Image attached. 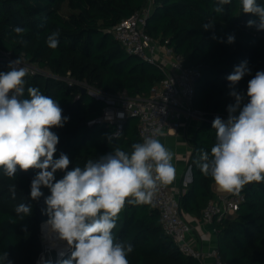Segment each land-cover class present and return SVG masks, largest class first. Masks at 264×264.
<instances>
[{"label":"trees","instance_id":"1","mask_svg":"<svg viewBox=\"0 0 264 264\" xmlns=\"http://www.w3.org/2000/svg\"><path fill=\"white\" fill-rule=\"evenodd\" d=\"M145 4L146 0H0V51L49 68L53 74L27 75L24 98H29L28 87H37L57 101L69 118L64 127L52 129L59 136L54 158L66 154L71 161L68 170L83 167L89 159L96 160L117 147L131 152L134 143L142 142L134 117L126 120L117 137L112 124L89 125L102 115L106 104L60 78L70 74L110 94L126 91L130 98L147 97L165 74L158 65L129 54L113 35L121 21L131 18ZM65 5L67 12H63ZM215 7L216 0H154L145 26L148 35L162 44L168 41L167 46L182 55L187 66L201 71L194 107L205 113V120L197 130L189 161L192 181L182 189L179 199L183 215L196 218H202L208 202L217 197L215 182L202 174L195 161L199 150L210 153L216 142L212 114L228 116L227 107L234 103L226 77L246 60L251 75L235 86L238 92L246 93L248 80L264 70V31L247 26L249 20L258 23V17L244 14L240 0L224 5L223 13L215 12ZM209 20L214 27L206 31L202 25ZM15 26L27 30L23 35L26 43L17 42L20 37L13 31ZM57 30L59 46L51 49L47 36ZM229 35L235 36L232 44L227 43ZM8 63L0 58V71H7ZM37 172L18 169L15 179H10L0 169V254L7 252L12 264H39L43 254L41 226L48 220L43 211L46 204L44 197L38 201L30 198L31 180ZM63 174L57 171L56 179ZM11 185H16L15 198ZM41 190L44 196L50 194L47 188ZM240 193L245 194V201L235 215L214 221L217 247L228 264H264V182L245 185ZM21 203L32 205L31 215L16 213ZM113 237L125 246L132 245L127 255L129 264H200L179 249L164 230L159 211L149 204L126 203ZM70 252L68 249L62 259Z\"/></svg>","mask_w":264,"mask_h":264},{"label":"clouds","instance_id":"2","mask_svg":"<svg viewBox=\"0 0 264 264\" xmlns=\"http://www.w3.org/2000/svg\"><path fill=\"white\" fill-rule=\"evenodd\" d=\"M230 3L216 0L214 11L223 13L224 5ZM240 5L244 14L258 17V23L249 20L247 26L264 31V3L240 0ZM213 27L212 20L202 25L206 31ZM13 31L20 37L18 43H26L25 28L15 26ZM59 35L57 30L47 36L49 48L59 46ZM234 42L235 36L229 35L227 43ZM7 67L0 71V169L10 179H15L18 169L38 170L31 180L30 198L44 197L46 224L71 249L70 256L57 264H129L132 245L116 242L113 229L126 203L151 204L159 187L174 181V154L157 138L165 133L154 129L143 142L134 143L131 152L117 147L96 160L89 159L83 167L68 170L71 161L66 154L54 158L59 136L52 129L64 127L69 118L57 101L37 87H28L29 98H24L28 69L19 58ZM246 75H251L246 60L227 75L234 103L227 107V119H213L216 142L210 153L199 150L195 161L202 174L233 195H239L245 185L264 182V70L248 80L246 93L238 92L235 86ZM118 116L123 118L122 113ZM57 171L64 173L58 180ZM42 188L50 194L44 196ZM15 189L16 185L10 186L13 198ZM15 211L29 216L32 205L21 203ZM0 262L12 264L7 252L0 254Z\"/></svg>","mask_w":264,"mask_h":264},{"label":"built area","instance_id":"3","mask_svg":"<svg viewBox=\"0 0 264 264\" xmlns=\"http://www.w3.org/2000/svg\"><path fill=\"white\" fill-rule=\"evenodd\" d=\"M154 0H146L145 6L136 12L131 18L121 21L113 30L114 39L117 40L129 54H134L150 63L156 64L165 74V79L156 84L147 97L130 98L126 91L118 94H110L101 89H95L87 81L79 82L68 77L60 78L69 85H78L85 88L87 93L97 100L103 101L106 106L100 117L93 119L88 124H112L115 126L114 136L117 137L123 130L124 123L129 117L138 119V129L141 140L153 134L154 129H161L175 123V118L182 115L186 120L196 119L203 122L205 113L194 107L196 96V82L201 76L198 67L187 66L185 58L174 50L162 44L159 40L145 32L147 18L153 11ZM0 58L7 62L16 60L11 52L0 51ZM21 65L28 69L27 75H37L41 71L38 65L29 63L25 58L20 59ZM26 75V76H27ZM53 76V75H50ZM90 88H94L92 91ZM122 113L123 118L118 114ZM220 116L227 119L228 116L212 114V121ZM160 139L161 137H157ZM191 175L192 170L190 167ZM190 179L184 185L188 187ZM182 191L180 192L181 195ZM245 201V194H228L220 199H212L208 202L203 212L202 219L214 223L225 217L233 216L238 211L240 204ZM157 209L161 215L164 230L172 237L179 249L200 264H228L221 256L218 247L203 250L195 247L190 240L192 226L185 219L179 199L172 192L170 185H162L149 204Z\"/></svg>","mask_w":264,"mask_h":264},{"label":"crops","instance_id":"4","mask_svg":"<svg viewBox=\"0 0 264 264\" xmlns=\"http://www.w3.org/2000/svg\"><path fill=\"white\" fill-rule=\"evenodd\" d=\"M199 126L200 121L196 119L186 120L182 115H178L175 118V123L166 127L165 135L159 139L174 154L172 163L176 168V175L174 181L169 185L178 199H180L182 189L187 188L184 184L192 179L189 161ZM213 191L217 196L215 199H220L221 196L229 194L221 191L216 184H213ZM184 217L192 226L189 237L195 247L203 250L217 247V231L214 223L196 218L193 215ZM208 262L212 264L211 259Z\"/></svg>","mask_w":264,"mask_h":264},{"label":"rangeland","instance_id":"5","mask_svg":"<svg viewBox=\"0 0 264 264\" xmlns=\"http://www.w3.org/2000/svg\"><path fill=\"white\" fill-rule=\"evenodd\" d=\"M67 10L68 9H67V7L65 5V7L63 8V12H67ZM35 65H37V64H35ZM38 74H42V75H46V76L53 75L49 68L41 69V71H39ZM67 77H68V75H67ZM94 88L98 89L96 87H94ZM94 88H90V90L94 91L95 90ZM229 217H231V216H229ZM41 239H42V247H43V254H42L41 259H40V263L41 264H44L45 261H51L52 264H55L58 260L62 259V258L59 257L58 250H55V249L49 250V249H47L46 239H45L44 234H43L42 231H41Z\"/></svg>","mask_w":264,"mask_h":264},{"label":"bare ground","instance_id":"6","mask_svg":"<svg viewBox=\"0 0 264 264\" xmlns=\"http://www.w3.org/2000/svg\"><path fill=\"white\" fill-rule=\"evenodd\" d=\"M42 227H43V234L46 239L47 249L58 250L60 257H61L60 253H63L64 255L69 249L66 242L59 240L56 234L51 232L46 222L43 223Z\"/></svg>","mask_w":264,"mask_h":264},{"label":"water","instance_id":"7","mask_svg":"<svg viewBox=\"0 0 264 264\" xmlns=\"http://www.w3.org/2000/svg\"><path fill=\"white\" fill-rule=\"evenodd\" d=\"M81 92L82 93H87V90L85 89V88H81ZM41 231H42V226H41ZM67 253V252H66ZM66 253L63 255V256H59L60 258H63L65 255H66ZM39 264H41L40 262H39Z\"/></svg>","mask_w":264,"mask_h":264}]
</instances>
